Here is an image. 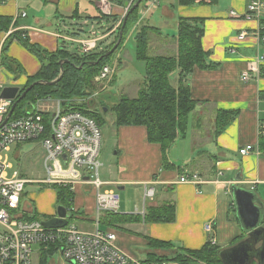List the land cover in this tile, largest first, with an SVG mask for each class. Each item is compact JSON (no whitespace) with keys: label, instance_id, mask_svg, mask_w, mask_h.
I'll return each instance as SVG.
<instances>
[{"label":"crops","instance_id":"obj_1","mask_svg":"<svg viewBox=\"0 0 264 264\" xmlns=\"http://www.w3.org/2000/svg\"><path fill=\"white\" fill-rule=\"evenodd\" d=\"M250 1L218 0L215 4L207 0L190 4H182L180 0L142 1L146 11L142 16L140 11L138 28L150 26L160 30L151 35L153 56H177L179 22L200 20L204 28L203 48L209 53L207 63L213 68H196L188 79L192 97L199 103L189 115L186 135L179 137L167 153L168 167H164L161 146L148 142L143 127H116L115 157L121 155L117 167L100 161L104 187L115 186L123 191L130 186L143 197L142 202L132 201L133 207L120 203L117 213L143 217L148 207L174 204L176 208L174 223L142 221L100 227L114 232L118 248L132 258L148 261L151 253L163 256L173 255L180 248L200 250L208 242L218 246L221 253L236 246H232L236 238L243 236V241L247 235L238 217L233 188L255 195L264 224V150L261 148L263 137L258 135V126L264 123V76L258 79L253 74L248 83L242 80L249 63L264 55V23L245 18ZM111 3V19L106 21L94 20L104 15L100 0H7L0 3V17L12 18L13 22L8 32H0V48L15 32L27 35L32 44L49 52L63 47L71 50L64 36L83 40L98 35L103 48L117 35L120 22L127 15L126 0H111ZM149 6L159 15L154 13L152 19H147ZM22 13L27 16L21 17ZM243 34L245 37L241 38ZM7 54L23 68L26 77L20 86L23 88L28 78L40 71L41 63L18 40L12 41ZM173 78L176 82L178 73ZM220 111L238 112L235 120L221 131L217 128ZM248 145L260 154L254 151L249 156L240 155L239 149ZM192 174H198L204 184L179 183L181 177ZM146 188L155 189V197L149 203H146ZM105 191L116 192L110 188ZM75 195L74 206L79 212L81 227L93 225L92 229H81L94 232V190L78 185ZM55 196L57 205L56 191ZM51 209L50 216L54 217L53 205ZM207 225H212V231H207ZM151 240L171 242L175 250H151Z\"/></svg>","mask_w":264,"mask_h":264},{"label":"built area","instance_id":"obj_2","mask_svg":"<svg viewBox=\"0 0 264 264\" xmlns=\"http://www.w3.org/2000/svg\"><path fill=\"white\" fill-rule=\"evenodd\" d=\"M126 3L128 13L136 0H126ZM111 6V0H100L104 15L111 16ZM26 16V13L21 14V17ZM245 18L264 20V0H251ZM244 37L245 34L241 38ZM63 38L71 45L76 44L86 54L96 51L102 40L98 35L83 40ZM4 44L0 48V264H34L35 257L39 258L40 264L42 254L51 245L57 247L56 254H60L68 264H167L142 261L126 255L117 246L116 234L100 228V220L105 213L119 211L120 200L113 191L101 192L106 185L100 177L103 140L101 127L94 118L77 109L73 102L46 98L31 104L24 115L13 118V113L7 120L15 100L3 99L2 93L8 87L17 86H6L3 80L2 69L5 68L1 65V54ZM263 68L264 55H258L249 63L242 80L250 82L253 74L259 79ZM116 73L117 64L102 68L96 77L102 91L110 88ZM91 107L85 109L94 113L97 109ZM258 133L260 138L264 137V123L259 124ZM28 142H38L45 151V179H26L18 171L10 174L14 166L4 157L5 153H9L12 147ZM254 151L255 147L248 145L240 148L239 154L245 157ZM256 153L260 154L258 151ZM179 183L204 184L198 174L184 175ZM28 184L52 188L65 185L74 192L78 185L91 186L95 193L96 230L83 231L74 222L79 219L75 206L67 209L70 217L65 226L47 227L31 204L24 202ZM154 197L155 189L146 188V200L151 201ZM206 229L212 231V225H207Z\"/></svg>","mask_w":264,"mask_h":264},{"label":"trees","instance_id":"obj_3","mask_svg":"<svg viewBox=\"0 0 264 264\" xmlns=\"http://www.w3.org/2000/svg\"><path fill=\"white\" fill-rule=\"evenodd\" d=\"M7 0H0L4 3ZM182 4H190L196 0H180ZM215 4L218 0H207ZM137 2V0H136ZM143 2L141 3V5ZM140 5V6H141ZM140 6L133 12H128V20L124 26V19L118 28L115 41L103 52H91L89 54L71 51L65 47L59 48L55 52H49L37 44H32L27 35L15 32L11 34L3 47L1 54V65L9 73L20 77L23 75V68L19 62L8 56L7 52L12 41L18 40L30 53L37 57L41 63L40 71L33 77H29L27 83L22 88L21 94L30 86L35 87L27 94L26 98L17 104L13 118L25 114V107L36 103L39 99L53 98L60 101L74 102L87 95V92L95 91V78L102 68L111 65L118 53L121 51L128 36L134 32L136 43L137 60L146 64L145 77L140 84V89L135 98L123 96L111 111L115 114L116 127H143L147 131V139L151 144L160 145L164 157V167H168L167 153L175 144L176 140L185 136L188 130L189 115L196 109L198 101L192 97L189 85V77L196 68L212 69L208 65L209 53L203 48L202 39L204 28L200 20L182 19L178 28V55L177 56H153L150 54V39L154 33L160 30L150 26L138 28L140 19ZM130 11V10H129ZM73 15L72 18H75ZM111 16L102 15L94 20L108 21ZM91 19V18H89ZM92 20V19H91ZM117 21V18H113ZM12 18L0 17V32H8ZM264 23V20H262ZM123 29V39L117 51L111 56L99 61L100 58L110 51L119 39V33ZM102 43L99 45V49ZM99 61V62H98ZM98 62L97 64H92ZM174 73H178L176 83H173ZM264 76V68L261 71ZM62 75V77H61ZM61 79L53 84L57 79ZM117 73L111 83L116 82ZM110 86V87H111ZM20 94V95H21ZM19 97V96H18ZM17 101V100H16ZM15 101V102H16ZM85 114L94 118L101 127L100 115L87 111L84 106H77ZM238 112L220 111L217 116L218 130H224L235 120ZM261 148L264 150V137L261 140ZM57 193V204L66 209L74 206L75 192L70 186L55 185ZM145 223H174L176 221V208L174 204H164L158 207H148L143 217L128 216L119 213H105L100 220V226L111 228L118 224L131 222ZM243 236H239L232 243L237 245L242 241ZM151 250L161 249L175 250L171 242L149 241ZM57 253V247L51 245L45 251L40 260V264H50ZM148 262L178 264H224L221 258V250L212 242L206 243L200 250L178 249L173 255L159 256L151 253Z\"/></svg>","mask_w":264,"mask_h":264},{"label":"rangeland","instance_id":"obj_4","mask_svg":"<svg viewBox=\"0 0 264 264\" xmlns=\"http://www.w3.org/2000/svg\"><path fill=\"white\" fill-rule=\"evenodd\" d=\"M142 4L140 11L141 16L146 11V6ZM150 7V11L146 16L147 19H152L153 14L156 13L157 16L159 12L155 10L152 6ZM154 23L153 21H150ZM100 27L97 30H101ZM89 32V29L88 31ZM86 33H83V35ZM115 37L113 40L105 43L104 47L101 45V48L97 49V52H103L108 49V47L115 41ZM103 44V43H102ZM71 50L78 51V46L71 45ZM150 54L154 55V52L150 50ZM119 57V61L118 58ZM117 64V78L116 82L113 86H111L107 91H102V86L96 82V90L87 92V95L81 97L80 99L74 100L75 106H87L92 105L91 109H97L94 114H99L101 120V133H102V151L100 156V161L105 162V164L110 167H117L119 155L115 157V148H114V140L117 139V135L115 134L116 126L115 122V114L111 111V108L118 103L121 97L128 96L130 98H135L138 93V86L143 82L145 77L146 64L143 61L137 60L136 57V43H135V35L134 32L131 33L130 36L127 37L125 44L121 51H118L114 62L111 65ZM3 80L6 86H22L26 80L24 75L17 77L12 75L7 70L2 69ZM177 82V81H176ZM173 81V83H176ZM140 89V87H139ZM98 94V95H96ZM80 101V102H77ZM80 103V104H79ZM105 108L107 109L105 111ZM25 109H28L27 106ZM18 156V157H17ZM5 158L9 160L10 163L14 166V170L10 171L12 174L15 171L20 172L26 179H45L47 178V172L45 170V151L41 144L38 142H28L22 144L18 147H12L9 153H5ZM108 158V161L106 159ZM101 168V175H102ZM102 177V176H101ZM103 178V177H102ZM89 189H92L91 186H88ZM106 188L114 189L116 192V196L119 197L120 203L123 206H132L133 203L137 202V199L143 201V197L137 195V192H134L133 187H127L125 190L120 191L115 186H107L103 187L101 192H104ZM25 197L24 202H28L31 204L35 213H37L39 219L44 224H49L53 221L57 216V205H56V196L55 190L51 186L48 185H40V184H28L25 189ZM133 201V203H132ZM150 200H147L146 203H149ZM51 205L55 208V215L51 217ZM141 205V204H140ZM120 209V208H119ZM120 212V211H119ZM74 222L80 227L82 224L81 220H74ZM92 226L83 227L84 230L92 229ZM68 264L65 262L60 254H56L50 264ZM34 264H39V258H34Z\"/></svg>","mask_w":264,"mask_h":264},{"label":"water","instance_id":"obj_5","mask_svg":"<svg viewBox=\"0 0 264 264\" xmlns=\"http://www.w3.org/2000/svg\"><path fill=\"white\" fill-rule=\"evenodd\" d=\"M143 0H138L130 9L129 13L136 10ZM128 13L124 18V26L128 20ZM123 39V29L119 33V39L115 46L105 53L99 61L111 56L120 46ZM98 61V62H99ZM98 62L92 63L97 64ZM62 77V75H61ZM61 77L53 82L47 83L53 85L57 83ZM38 82L36 84H40ZM35 84V85H36ZM30 86L25 92L20 93L19 87H8L4 89L2 98L5 100H17L8 115L7 120L13 115L17 104L23 101L27 94L35 87ZM21 94V95H20ZM19 95V97H18ZM107 109L105 108V111ZM6 120V121H7ZM232 194L237 207L238 217L242 226V230L247 237L238 245L229 248L221 253V258L224 264H264V224L263 215L260 207L256 205L255 195L249 191L238 188L232 189ZM70 217L68 210L63 206H58L57 217L49 224H45L49 228L63 227L67 224V219Z\"/></svg>","mask_w":264,"mask_h":264}]
</instances>
